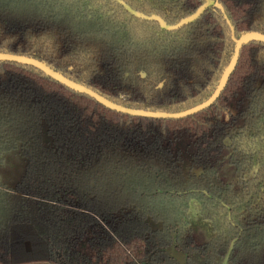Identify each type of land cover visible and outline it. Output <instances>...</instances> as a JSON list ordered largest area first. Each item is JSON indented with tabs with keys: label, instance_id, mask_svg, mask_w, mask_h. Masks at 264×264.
Returning <instances> with one entry per match:
<instances>
[{
	"label": "trees",
	"instance_id": "16d2710c",
	"mask_svg": "<svg viewBox=\"0 0 264 264\" xmlns=\"http://www.w3.org/2000/svg\"><path fill=\"white\" fill-rule=\"evenodd\" d=\"M122 1V2H121ZM0 0V53L125 107L209 99L264 0ZM125 3V4H124ZM264 264V42L191 116L115 111L0 60V264ZM175 254H180L183 259Z\"/></svg>",
	"mask_w": 264,
	"mask_h": 264
},
{
	"label": "water",
	"instance_id": "95a60500",
	"mask_svg": "<svg viewBox=\"0 0 264 264\" xmlns=\"http://www.w3.org/2000/svg\"><path fill=\"white\" fill-rule=\"evenodd\" d=\"M214 4L223 10L222 5L216 3L214 0H207L194 14H192L189 17L182 19L179 23H177L175 25H168L161 17H159L157 15L147 16L145 14H142L140 12L132 10L129 6H126V7L128 8L129 11H131L137 17H140L143 19L157 20L160 22L162 28L172 30V29H178L180 27H183L184 25H187V24L197 20L207 10V8H209L210 6H212ZM231 28L233 31L232 37H233L235 44H236L235 45V51H234V55H233L231 61L229 62L228 66L226 67V69H225V71L221 77V80L218 84L217 89L215 90L213 95L209 99H207L206 101H204V102H202V103H200L194 107H191L187 110H184L181 112H175V113L156 112V111L135 109V108H129V107L122 106L120 104H117V103L107 99L106 97L102 96L101 94L92 90L91 88H89L83 84H80L79 82H76V81L70 79L69 77L61 74L60 72L54 70L53 68H51L49 65L45 64L44 62L37 60V59H34V58L21 56V55H15V54L0 53V60L18 61V62L31 64V65L41 69L46 74H48L49 76L58 80L59 82L65 84L69 88L74 89V90L81 92V93L88 94L91 97H93L94 99H96L98 102H100L101 104H103V105H105V106H107V107H109L115 111L123 112V113L134 115V116H143V117H150V118L181 119V118H185V117L191 116L193 114L199 113V112L205 110L206 108L210 107L212 104H214L218 100V98L220 97V95L223 92L232 72L234 71L235 67L237 66L242 47L244 45L250 43L251 41H262V42H264V34H262L260 32H255V31L248 32V33L243 34L240 38H236L235 34H234V28L232 26H231ZM231 250H232V247H231L227 257L225 258V260H226L225 264H228L227 260H228V256H229ZM175 256L183 259V257L180 256V254H175Z\"/></svg>",
	"mask_w": 264,
	"mask_h": 264
},
{
	"label": "rangeland",
	"instance_id": "374dc122",
	"mask_svg": "<svg viewBox=\"0 0 264 264\" xmlns=\"http://www.w3.org/2000/svg\"><path fill=\"white\" fill-rule=\"evenodd\" d=\"M225 261H226V260L224 259V260L222 261V264H225Z\"/></svg>",
	"mask_w": 264,
	"mask_h": 264
}]
</instances>
